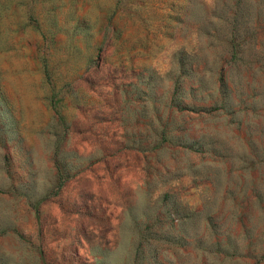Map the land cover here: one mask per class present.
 <instances>
[{"label":"rangeland","instance_id":"374dc122","mask_svg":"<svg viewBox=\"0 0 264 264\" xmlns=\"http://www.w3.org/2000/svg\"><path fill=\"white\" fill-rule=\"evenodd\" d=\"M0 264H264V0H0Z\"/></svg>","mask_w":264,"mask_h":264}]
</instances>
